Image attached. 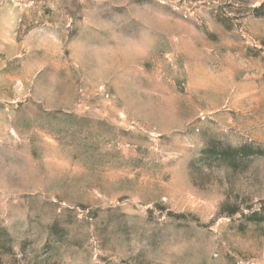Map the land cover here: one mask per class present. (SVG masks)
I'll return each instance as SVG.
<instances>
[{
  "label": "rangeland",
  "instance_id": "rangeland-1",
  "mask_svg": "<svg viewBox=\"0 0 264 264\" xmlns=\"http://www.w3.org/2000/svg\"><path fill=\"white\" fill-rule=\"evenodd\" d=\"M0 264H264V0H0Z\"/></svg>",
  "mask_w": 264,
  "mask_h": 264
}]
</instances>
